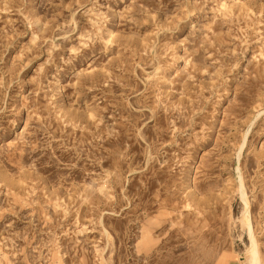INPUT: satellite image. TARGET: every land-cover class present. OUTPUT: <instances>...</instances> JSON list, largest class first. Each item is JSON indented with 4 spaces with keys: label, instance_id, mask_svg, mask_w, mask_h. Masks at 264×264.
Segmentation results:
<instances>
[{
    "label": "rangeland",
    "instance_id": "rangeland-1",
    "mask_svg": "<svg viewBox=\"0 0 264 264\" xmlns=\"http://www.w3.org/2000/svg\"><path fill=\"white\" fill-rule=\"evenodd\" d=\"M253 257L264 0H0V264Z\"/></svg>",
    "mask_w": 264,
    "mask_h": 264
},
{
    "label": "bare ground",
    "instance_id": "bare-ground-1",
    "mask_svg": "<svg viewBox=\"0 0 264 264\" xmlns=\"http://www.w3.org/2000/svg\"><path fill=\"white\" fill-rule=\"evenodd\" d=\"M248 204H249V203H248ZM243 215H244V214H243ZM245 215H246V213H245ZM244 217H245V216H244ZM246 220H247V219H246ZM246 220H245V221H246ZM247 222H248V221H247ZM248 223H249V222H248ZM251 239H252V238H251ZM251 242H252V241H251ZM251 245H252V244H251ZM252 246H253V249H252L253 252H254V253H257L258 250L256 249V243H255L254 240H253V245H252ZM250 249H251V248H250ZM250 249H249V250H250ZM250 253H251V252H250ZM256 262H257V261H256V257H253V259H252V264H256Z\"/></svg>",
    "mask_w": 264,
    "mask_h": 264
}]
</instances>
